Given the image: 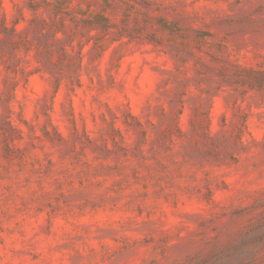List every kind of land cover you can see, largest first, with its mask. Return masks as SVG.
<instances>
[{
  "label": "rangeland",
  "instance_id": "obj_1",
  "mask_svg": "<svg viewBox=\"0 0 264 264\" xmlns=\"http://www.w3.org/2000/svg\"><path fill=\"white\" fill-rule=\"evenodd\" d=\"M0 264H264V0H0Z\"/></svg>",
  "mask_w": 264,
  "mask_h": 264
}]
</instances>
